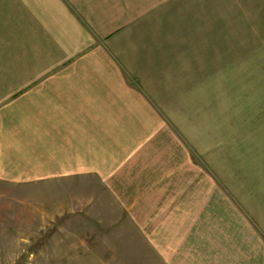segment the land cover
<instances>
[{
  "label": "crops",
  "instance_id": "1",
  "mask_svg": "<svg viewBox=\"0 0 264 264\" xmlns=\"http://www.w3.org/2000/svg\"><path fill=\"white\" fill-rule=\"evenodd\" d=\"M207 1L0 0V180L126 181L165 264H264L261 53L193 78ZM234 2L238 30L263 10Z\"/></svg>",
  "mask_w": 264,
  "mask_h": 264
},
{
  "label": "rangeland",
  "instance_id": "2",
  "mask_svg": "<svg viewBox=\"0 0 264 264\" xmlns=\"http://www.w3.org/2000/svg\"><path fill=\"white\" fill-rule=\"evenodd\" d=\"M259 5L263 10L252 14L253 22L244 18L243 29L238 30L240 14L234 0L207 1L193 26L200 55L209 61L191 60L193 78L202 81L203 68H209L212 80L214 72L217 76L224 41L257 40L258 49L253 45L244 53H261L264 68V0ZM255 24L258 29L251 27ZM81 177L0 180V264H165L155 252L154 236H145L153 231L154 222L140 220L146 214L138 213V206L137 211H128L126 181L110 189L91 173ZM130 192L134 196L136 191Z\"/></svg>",
  "mask_w": 264,
  "mask_h": 264
}]
</instances>
